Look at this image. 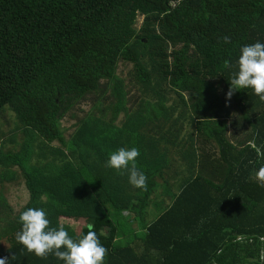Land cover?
<instances>
[{
  "label": "trees",
  "instance_id": "obj_1",
  "mask_svg": "<svg viewBox=\"0 0 264 264\" xmlns=\"http://www.w3.org/2000/svg\"><path fill=\"white\" fill-rule=\"evenodd\" d=\"M255 42L264 43V0H0V113L10 109L26 136L19 152L0 154V183L17 167L29 193L15 214L0 187V257L63 264L15 239L20 213L42 208L53 228L85 219L78 236L64 227L73 239L92 224L104 264H264V182L255 176L264 155L249 143L264 145V102L251 89L226 96L240 47ZM121 61L145 96L136 110ZM91 95L92 111L65 139L62 121ZM38 139L61 147L33 163ZM120 147L138 149L145 188L105 166ZM174 155L185 165L177 193Z\"/></svg>",
  "mask_w": 264,
  "mask_h": 264
},
{
  "label": "clouds",
  "instance_id": "obj_2",
  "mask_svg": "<svg viewBox=\"0 0 264 264\" xmlns=\"http://www.w3.org/2000/svg\"><path fill=\"white\" fill-rule=\"evenodd\" d=\"M227 43V37L224 38ZM236 71L229 82L226 96L233 90L251 89L260 101L264 102V43L255 42L240 47L236 61ZM257 156L264 155V145L257 146L249 142ZM140 155L136 147H120L111 152L105 166L117 174L127 173L128 183L139 189L146 187V176L137 166L136 158ZM255 176L264 182V166L256 170ZM20 231L15 239L24 248L40 258L49 254L63 264H104L106 249L97 237L93 225H87V232L73 239L64 227H51L46 212L42 208H27L19 215ZM63 249V250H62ZM10 258L0 257V264H9Z\"/></svg>",
  "mask_w": 264,
  "mask_h": 264
},
{
  "label": "rangeland",
  "instance_id": "obj_3",
  "mask_svg": "<svg viewBox=\"0 0 264 264\" xmlns=\"http://www.w3.org/2000/svg\"><path fill=\"white\" fill-rule=\"evenodd\" d=\"M143 22V17L139 16L135 25L136 29L141 27ZM133 65L131 63L121 61L118 67L117 76L124 82L125 84V92L128 100V105L132 106L134 104V110L138 108V104L141 99L145 98L144 94L141 92L138 86H135V80L133 81ZM92 96V95H91ZM97 96H92L85 100L81 105L77 106L61 123L62 131L64 138L69 140L72 135L76 132L79 124L78 121L85 117L90 111H92L93 104L96 101ZM174 97H172L173 99ZM124 116H120V120L117 123L118 125H122L124 121ZM190 128V127H188ZM187 128V129H188ZM26 140V136L23 132V127L18 122L15 114L8 108H5L0 113V154L6 155L7 153H17L21 150L23 143ZM42 146V148H41ZM61 147L58 142H55L51 146H44L43 141L38 139L34 144L35 156L33 159V163L39 162V154L45 153L47 158H53L52 149H57ZM176 162V171L178 172L177 176L169 177V181L171 183L172 191L174 193L178 192L179 189V181L181 177H183L185 172L184 163L178 158V156L174 155ZM42 162V159H41ZM13 171L14 178L11 180H3L0 183L1 190L3 195L7 199L9 205L13 209V212L16 214L27 204L29 201V193L25 186L24 178L20 172V170L16 168H11ZM5 169L0 165V174L3 175ZM163 188H159L157 193L153 196L147 210L146 221L147 223L152 222L156 216L159 214V209L156 207V203H159L162 199ZM166 200V205L170 203L168 198H164ZM155 201L156 203H154ZM165 205V206H166ZM130 222L134 220V215L130 216ZM60 223L63 227H65L71 233L76 234L77 236L80 234L83 227L86 226L87 221L85 219H69V218H61ZM132 227L137 230L138 225L133 222ZM136 244L141 247V242L137 241ZM9 244L6 240L1 241L2 249L8 248ZM140 250V248L138 249Z\"/></svg>",
  "mask_w": 264,
  "mask_h": 264
},
{
  "label": "built area",
  "instance_id": "obj_4",
  "mask_svg": "<svg viewBox=\"0 0 264 264\" xmlns=\"http://www.w3.org/2000/svg\"><path fill=\"white\" fill-rule=\"evenodd\" d=\"M175 1H180V0H175ZM176 2H172V6H175Z\"/></svg>",
  "mask_w": 264,
  "mask_h": 264
}]
</instances>
